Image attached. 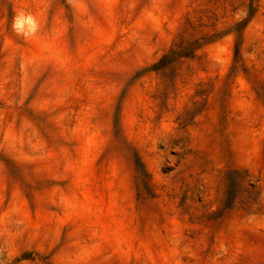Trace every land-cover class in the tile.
Masks as SVG:
<instances>
[{
	"label": "rangeland",
	"instance_id": "1",
	"mask_svg": "<svg viewBox=\"0 0 264 264\" xmlns=\"http://www.w3.org/2000/svg\"><path fill=\"white\" fill-rule=\"evenodd\" d=\"M0 264H264V0H0Z\"/></svg>",
	"mask_w": 264,
	"mask_h": 264
},
{
	"label": "trees",
	"instance_id": "2",
	"mask_svg": "<svg viewBox=\"0 0 264 264\" xmlns=\"http://www.w3.org/2000/svg\"><path fill=\"white\" fill-rule=\"evenodd\" d=\"M171 53H174V52H171ZM180 56H182V55H180Z\"/></svg>",
	"mask_w": 264,
	"mask_h": 264
}]
</instances>
